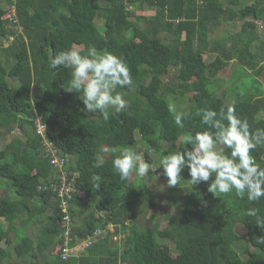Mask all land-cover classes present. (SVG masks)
<instances>
[{
	"label": "trees",
	"instance_id": "obj_1",
	"mask_svg": "<svg viewBox=\"0 0 264 264\" xmlns=\"http://www.w3.org/2000/svg\"><path fill=\"white\" fill-rule=\"evenodd\" d=\"M199 2L0 0V242L6 235L18 258L29 261L44 255L45 264H264V243L258 239L264 237V229L255 225V217L245 215L246 209L255 207L264 216V197L249 202L234 192L213 196L206 183L191 186L185 169L178 185L167 188L177 191L170 206L179 214L165 215L168 222L163 229L160 225L138 227V216H145L155 206V196L147 197L146 186L153 172L143 178L133 172L121 180L111 165L113 154L102 151L121 147L143 151L145 162L155 165L157 161L158 175L167 183L159 160L170 151L184 150L183 144L173 146L182 134L206 129L197 115L199 110L219 112L234 104L250 131L264 129V118L259 117L264 116V38L255 30L264 22V0ZM225 22L241 24L236 31L210 39L212 30ZM17 24L21 27L18 33ZM77 46L81 54L95 47L128 64L133 88L117 89L127 107L120 113L110 110L107 121L98 113L85 111L77 93L64 91L70 69L50 67L54 55ZM231 61H235V71L218 95L217 89L227 82L218 79V74ZM171 64L175 70L167 79ZM238 71L244 76H238ZM245 78L249 83L241 88L247 83ZM8 79L17 84L10 85ZM227 93L232 96L229 101ZM179 112L186 114L183 128L173 119ZM37 117L44 124V139L72 157L69 167L78 170L76 188L93 199L86 204L74 199V208L86 205L91 210L73 228V234L86 237L97 227L114 228L77 258H60L58 201L51 191L40 189L46 185L51 167L43 139L36 132ZM16 129L22 133L13 135ZM154 155L159 160L154 161ZM252 155L264 168V144ZM98 157H103L104 164L94 167ZM93 174L102 177L99 189L92 188ZM137 180L139 184L134 183ZM181 186L190 190L183 193ZM5 188L15 198L12 193L3 196ZM21 215L26 226L34 223L39 231L13 228V238L20 237L15 243L4 224L11 228ZM155 218L151 213L147 219ZM238 224L253 249H247L236 230ZM112 234H122L114 246ZM164 240L174 247L175 256L162 248ZM10 255L0 249V264H12L6 260Z\"/></svg>",
	"mask_w": 264,
	"mask_h": 264
},
{
	"label": "clouds",
	"instance_id": "obj_2",
	"mask_svg": "<svg viewBox=\"0 0 264 264\" xmlns=\"http://www.w3.org/2000/svg\"><path fill=\"white\" fill-rule=\"evenodd\" d=\"M14 29L16 33L21 31L18 24L14 25ZM8 39L12 41L13 37ZM50 67L71 70V78L63 89L68 93H77V98L82 101L85 111L91 114L98 113L107 121L111 114L110 110L120 113L126 109L127 101L117 89L131 90L133 78L128 64L121 57L95 47H88L86 54H81L78 48L72 47L54 55ZM197 115L200 116L202 125L207 126L206 129L182 134L180 142L184 145V150L170 151L159 160V167L163 169L168 186H177L182 177L181 173L187 169L191 186L206 183L207 191L213 196L219 197L234 192L241 199L246 196L249 202L264 197V168L252 155L257 146L264 144V129L257 128L255 131H250L247 119L237 115L234 104L222 107L219 112L211 108L199 110ZM185 118L186 114L183 112L176 113L173 117L175 124L180 128H183ZM58 151L68 156L70 165L72 157L61 150ZM102 151L113 154L111 165L121 180H127L133 172L143 178L150 173V170L157 169L145 162L139 150L133 151L130 147L104 148ZM98 161L94 167H101L104 164L103 157H98ZM49 165L51 175L46 182L54 174L50 162ZM69 165V169H74ZM90 179L92 188L99 189L102 177L93 174ZM85 196L87 199L84 200L72 198L69 215L74 223L73 228L84 222V217H77V208H74L73 201L75 199L82 204L91 203L93 199L86 193ZM53 198L57 199L54 195ZM57 201L61 218L64 213L61 211L58 199ZM82 207L88 211L90 209L86 205ZM245 215L255 217V225L259 229H264V216L259 214V209L250 207L246 209ZM258 239L264 243V237ZM58 247L60 248V244Z\"/></svg>",
	"mask_w": 264,
	"mask_h": 264
},
{
	"label": "rangeland",
	"instance_id": "obj_3",
	"mask_svg": "<svg viewBox=\"0 0 264 264\" xmlns=\"http://www.w3.org/2000/svg\"><path fill=\"white\" fill-rule=\"evenodd\" d=\"M249 3L252 2L253 0H248ZM234 8L236 9L237 6H234ZM141 13H145L147 14L148 12L146 11H143ZM140 13V14H141ZM99 23V21H98ZM231 23L229 22H225L224 24H219L218 27H215L213 30H212V34H211V37L210 39L212 38H220L222 34L224 33H228V32H231V31H236L238 30L237 28L240 27V24L241 23H237L235 25H232L230 26ZM141 25H144V23H141ZM228 25V26H227ZM255 30L257 32V34L259 35L260 39H263L264 38V22H260L258 25L255 26ZM130 31H127L126 32V35H131L129 34ZM78 48V50H80L81 47H76ZM235 63L234 62H230L226 68H224L223 70H221L218 74V79H222L224 81H227L225 84H223L221 87H219L217 89V94L220 95L222 94V91L224 92L225 91V88L228 87L229 85V81L228 78L234 73L235 71ZM170 72L166 74L167 76V79L171 78V74L174 72V65L171 64V67H170ZM237 75L242 77L244 76V73L241 72V71H238L237 72ZM260 79V78H258ZM9 80V79H8ZM245 82H247L246 84H242L240 87H246L249 83V81L247 80V78L243 79ZM262 81V79H260ZM9 84L10 85H16L17 82L15 81H12V80H9ZM232 96L229 95L228 93L225 95V99L226 100H231ZM173 103V102H172ZM175 104V103H174ZM176 105V104H175ZM261 117V119L264 118V116H259ZM264 121V119H263ZM22 132H19L18 129L14 130L13 132V135H20ZM137 134V133H136ZM137 137H139V135L137 134ZM22 139L24 140V135L22 136ZM10 140V135L6 138V141H9ZM179 145H182V143L180 142V138L178 139V141L176 143L173 144L174 147H178ZM165 147L168 146L167 143H165L164 145ZM143 157H144V154H143V151L140 152ZM153 160L155 161L156 159L159 158L158 155H154L153 156ZM144 160H145V157H144ZM159 160V159H158ZM153 161V162H154ZM148 163V162H147ZM156 164H152L153 167H156L157 168V161L155 162ZM150 164V163H149ZM158 169V168H157ZM157 169L155 170H150L151 172H153V176H150L148 177V181L146 179V186L148 187V193H147V197L149 196V194H152L153 196H155V199H154V202H155V206H152V207H149L148 209V213H146L145 216L143 215H139L138 216V227H142V225L144 227H147V226H152V228H155L157 227L156 225H160L159 228L163 229L168 220L165 219V215H167L168 213L170 212H173V214H179V212L174 208V207H171V203L175 200V197L173 196L177 191H175V188H172V190L170 192H168V189H170L171 187L168 186V184L162 180L160 177H159V171H157ZM135 184H139V180L135 181L134 182ZM168 188V189H167ZM181 192L183 193H186L187 191H189L190 189L189 188H186L185 186H181ZM4 192H2V195H11L12 191H10L9 189L5 188L3 189ZM13 197L15 198V195H14V192L12 193ZM11 195V196H12ZM141 202L145 201L144 197H141ZM93 201V200H92ZM91 201V202H92ZM32 204L30 205L29 204V209H31L32 211ZM90 211V209H89ZM88 209H83V214L85 215H81V217H87L88 213H89ZM151 213H155L157 215V218H155L154 220L152 221H148V216H150ZM97 214V213H96ZM26 216H29L28 214H26ZM3 222V221H2ZM5 223V222H4ZM33 225V232L37 233L39 231V226H37L36 224L34 225V223H32ZM5 226V229H10V227L8 226V224H4ZM114 228H106L105 231L103 232L102 235L106 234L108 231L109 232H112ZM6 230V231H7ZM236 230L239 232V234L242 236L243 238V242L246 244V247L248 250H251L253 249L252 246H250L249 242H248V239H247V236L245 235L244 233V230L242 228V226H240V224H238L236 226ZM19 232H22L21 230H19ZM14 233H15V230H14ZM122 234H119V235H116V234H112V236L110 237L111 239V245L114 246L115 244H117V242H119L120 238H121ZM8 237H6V235L4 236V239L0 242V249H4V253H7V254H11V255H14V252H13V245L14 243H12V245L9 246L8 242L6 241ZM11 239L12 242H15L16 243V240H19L20 237L19 235L14 239L13 237L12 238H9ZM167 240H164L163 243H164V246H162V248H165L166 250L169 251V253L173 256L176 255V250L173 248H171L168 244H167ZM244 244V245H245Z\"/></svg>",
	"mask_w": 264,
	"mask_h": 264
},
{
	"label": "built area",
	"instance_id": "obj_4",
	"mask_svg": "<svg viewBox=\"0 0 264 264\" xmlns=\"http://www.w3.org/2000/svg\"><path fill=\"white\" fill-rule=\"evenodd\" d=\"M36 132L39 133L43 139V146L45 147L46 155L49 157V162L53 167L54 174L51 179L46 182V185L40 189L49 190L59 200L61 211L64 213L59 220L61 232L60 257L66 260L70 257L79 256L95 241H97L106 228L97 227L87 237L82 238L73 234V226L69 209L71 208V201L73 197L78 199H87L85 192L76 188L78 179V170L69 169V159L67 155L59 152L51 140H45L44 124L41 117H37ZM112 228L111 225H108ZM104 230V231H103Z\"/></svg>",
	"mask_w": 264,
	"mask_h": 264
},
{
	"label": "crops",
	"instance_id": "obj_5",
	"mask_svg": "<svg viewBox=\"0 0 264 264\" xmlns=\"http://www.w3.org/2000/svg\"><path fill=\"white\" fill-rule=\"evenodd\" d=\"M197 2L200 3L199 0H197ZM129 10H130V8H129ZM231 62L235 63V61H231ZM83 209H85V208L79 207L76 209L78 218H80V216L83 214ZM48 211L50 212V210H48ZM24 220H25V217H23L21 215L19 219H15L13 221V225L8 231L9 238H12L14 236L13 228L14 229L15 228H21L23 231H26V232L33 231V226H31L30 223L26 226V222H24ZM70 259H73V258H70ZM6 260L11 261L12 264H15V263L16 264H34V263L35 264H45V256L44 255H40L37 257V259H32L29 261L25 257L24 258H18L16 255H10V256H8V258ZM6 262L7 261H3L2 264H6Z\"/></svg>",
	"mask_w": 264,
	"mask_h": 264
}]
</instances>
